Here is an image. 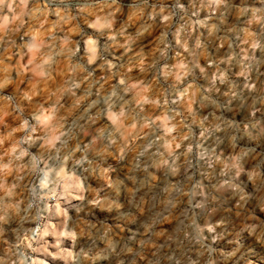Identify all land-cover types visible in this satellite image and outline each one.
I'll list each match as a JSON object with an SVG mask.
<instances>
[{
    "label": "clouds",
    "instance_id": "9594fccd",
    "mask_svg": "<svg viewBox=\"0 0 264 264\" xmlns=\"http://www.w3.org/2000/svg\"><path fill=\"white\" fill-rule=\"evenodd\" d=\"M0 264H264V0H0Z\"/></svg>",
    "mask_w": 264,
    "mask_h": 264
}]
</instances>
